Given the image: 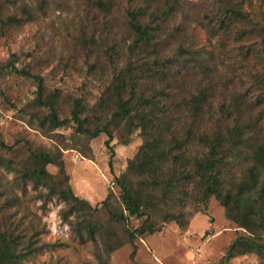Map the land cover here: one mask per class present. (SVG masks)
<instances>
[{
  "label": "trees",
  "instance_id": "16d2710c",
  "mask_svg": "<svg viewBox=\"0 0 264 264\" xmlns=\"http://www.w3.org/2000/svg\"><path fill=\"white\" fill-rule=\"evenodd\" d=\"M57 1L0 0V34L47 16ZM79 1L69 42L47 51L56 68L79 71L75 92L50 86L54 76L30 64L18 67L16 55L0 63V71L35 86L32 99L14 105L16 118L56 142L34 147L0 138V264H23L40 248L39 229L25 220L18 195L29 188L43 207L63 202L64 221L94 242L98 264H113L111 254L124 242L134 246L169 224L187 230L212 198L238 228L218 264L251 254L264 264V0L259 12L247 11L254 0H212L205 26L220 41L211 50L193 41L201 12L189 1ZM32 60L48 65L43 55ZM67 129L69 137L61 133ZM102 134L111 166L112 141L142 139L115 180L119 196L101 202L109 226L99 206L74 193L63 160L69 149L91 160V142ZM111 226L121 228L122 240H113Z\"/></svg>",
  "mask_w": 264,
  "mask_h": 264
},
{
  "label": "rangeland",
  "instance_id": "374dc122",
  "mask_svg": "<svg viewBox=\"0 0 264 264\" xmlns=\"http://www.w3.org/2000/svg\"><path fill=\"white\" fill-rule=\"evenodd\" d=\"M25 1L33 3V6L37 3V0ZM186 1L193 3L201 12L194 24L193 41L199 48L211 50L215 42L220 41L218 33L208 31L205 26L210 19H205L204 14L209 13L212 0ZM259 1L254 0L253 5L247 7V11L259 9V12ZM57 2L58 4L51 6L47 16L12 29L5 36L0 34V63H5L16 55L18 67H29L30 64L34 72L54 76L49 81L50 86L60 87L64 92H75L83 83L79 71L75 67L67 72L60 67L56 68L58 60L51 58L47 51L57 50L62 42H69L70 34L67 30L71 31L73 28L75 17L80 12V9H75L74 12L73 9L80 1ZM34 54L38 57L43 55L48 65L36 66L32 60ZM34 91L35 86L31 80L0 71V138L6 143L14 144L26 140L34 147L56 145L54 140L16 118L14 105L20 106L28 102L34 97ZM92 93L95 95L94 91ZM61 133L69 137L71 130H62ZM107 139L102 134L91 142V160L72 149L63 151V160L74 193L89 201L92 206H99L100 220L109 226L108 215L101 207V202L109 193L119 196L120 190L115 180L126 170L128 161L136 155L142 139L135 134L128 145H122L116 139L112 141L115 151L112 166V153L106 146ZM66 141L70 142L69 138ZM48 170L53 174L58 173V168L53 165L48 166ZM9 177L12 178V175L9 174ZM18 195L21 196V211L25 213V220L28 218L33 221L34 226L39 229L37 246L40 248L27 255L23 264H98L94 242L81 240L73 226L64 221L62 201L54 199L43 207L41 200L33 198L36 194L31 188L26 194L19 192ZM70 219L74 220L73 217ZM139 223V220L132 219V226L137 227ZM111 228L116 233L113 240H122L121 228ZM237 231V226L227 219L224 207L212 198L205 205V210L192 218L187 230L182 231L176 224H169L160 232L143 240H136L134 258V246L124 242L111 254V261L113 264H218L236 237ZM96 242L101 247L99 238ZM230 264H259V260L255 254L243 255L233 258Z\"/></svg>",
  "mask_w": 264,
  "mask_h": 264
}]
</instances>
